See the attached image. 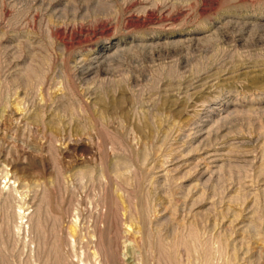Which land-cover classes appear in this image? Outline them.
<instances>
[{
  "label": "rangeland",
  "instance_id": "374dc122",
  "mask_svg": "<svg viewBox=\"0 0 264 264\" xmlns=\"http://www.w3.org/2000/svg\"><path fill=\"white\" fill-rule=\"evenodd\" d=\"M0 264H264V0H0Z\"/></svg>",
  "mask_w": 264,
  "mask_h": 264
}]
</instances>
